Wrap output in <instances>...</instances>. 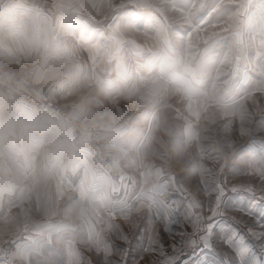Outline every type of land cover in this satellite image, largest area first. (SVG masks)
<instances>
[{
    "label": "crops",
    "instance_id": "crops-1",
    "mask_svg": "<svg viewBox=\"0 0 264 264\" xmlns=\"http://www.w3.org/2000/svg\"><path fill=\"white\" fill-rule=\"evenodd\" d=\"M39 2L0 0V67L17 77L29 75L35 85L44 83L48 91L63 85L68 91L95 84L105 101L122 94L134 99L137 76L131 70L135 62L129 53L126 59L121 57L119 48L113 45L112 54L105 59L106 49L97 38L99 30L87 27L86 16L49 9ZM88 51L93 52L98 73L81 74L80 84L73 85L72 76L78 74L71 69L72 61L76 58L80 64L83 60L79 54ZM171 86L183 100L185 93L179 83ZM192 98L195 107L201 94L196 92ZM2 101L0 264H89V258L95 257L124 264L123 257L111 251L112 247H127L118 238L116 226L134 240L148 216L154 214L152 202L179 198L178 189L182 190L166 165L152 159L155 142L162 141V135H168L170 130L163 121L165 104L123 118L111 115L104 104L95 123H90L94 113L84 106L66 110L70 119L91 125L97 131L99 147L113 165L130 173L126 201H133L126 210L112 213L108 179L94 173L86 157L71 150L64 140L62 124L55 119L62 139L41 140L35 131L39 124L31 123L25 112L18 115ZM174 109L180 133L172 141H176L174 146L182 147L176 154L183 160L184 113ZM191 114L195 116L194 111ZM163 153L162 157L169 156L165 150ZM246 194L241 193V197ZM156 228L161 230L159 224ZM146 255L154 262L160 259L158 252Z\"/></svg>",
    "mask_w": 264,
    "mask_h": 264
},
{
    "label": "rangeland",
    "instance_id": "rangeland-1",
    "mask_svg": "<svg viewBox=\"0 0 264 264\" xmlns=\"http://www.w3.org/2000/svg\"><path fill=\"white\" fill-rule=\"evenodd\" d=\"M39 1L49 9L86 16L87 27L99 30L97 38L106 49L105 59L112 54L113 45L119 48L121 57L126 59L129 53L135 62L131 70L137 81L134 99L122 94L108 101L103 100L95 84L68 91L65 85L50 91L43 87L44 83L34 84L36 87L66 110L75 106L89 109L94 113L90 123L97 121V114L105 105L111 115L123 118L163 103V121L170 130L168 135L164 132L162 141L155 142L152 159L166 165L182 190L203 199L198 190L204 182L223 180L228 189L253 185L258 193L264 191V177L260 175L264 154L259 151L264 140V0ZM79 56L83 61L79 64L75 58L71 65L78 74L72 76L73 85L80 84L81 74L91 76L99 70L92 61L93 52ZM176 82L184 90L183 100L176 96V87L171 86ZM196 92L201 99L193 107L191 99L196 98H192ZM8 108L18 115L29 114V121L39 124L35 131L41 140L62 139L54 117L26 103ZM174 108L184 113L183 160L176 154L181 153L182 147L174 146L176 141H172L180 133ZM70 120L81 126L87 124ZM163 150L168 157H162ZM121 170L130 176L127 170ZM242 171L249 174L242 175ZM226 195L244 199L241 193L229 191ZM229 215L237 219L244 215L251 222L245 213ZM100 262L97 257L89 258V264Z\"/></svg>",
    "mask_w": 264,
    "mask_h": 264
},
{
    "label": "snow or ice",
    "instance_id": "snow-or-ice-1",
    "mask_svg": "<svg viewBox=\"0 0 264 264\" xmlns=\"http://www.w3.org/2000/svg\"><path fill=\"white\" fill-rule=\"evenodd\" d=\"M259 151L264 154V140ZM260 175L264 177V170ZM178 191L179 198L152 202L154 214L134 240L116 226L118 238L127 247H112L111 251L121 255L124 264L130 259L131 264L140 260L145 264H264V191L258 193L253 185L228 189L223 180L204 182L198 190L203 199ZM229 191L248 196L240 200L227 196ZM231 212L245 213L251 222L244 215L240 219L229 215ZM158 224L161 230H157ZM151 252H158L160 259L149 260L146 254ZM101 264L111 262L105 258Z\"/></svg>",
    "mask_w": 264,
    "mask_h": 264
},
{
    "label": "built area",
    "instance_id": "built-area-1",
    "mask_svg": "<svg viewBox=\"0 0 264 264\" xmlns=\"http://www.w3.org/2000/svg\"><path fill=\"white\" fill-rule=\"evenodd\" d=\"M0 99L8 107L26 103L57 119L64 127L65 139L72 150L86 157L94 173L108 179L111 212L124 211L131 205L133 199L126 201L130 176L126 171L113 167L99 149L97 131L92 126L72 123L66 109L54 102L43 89L36 87L29 75L17 77L0 67Z\"/></svg>",
    "mask_w": 264,
    "mask_h": 264
}]
</instances>
